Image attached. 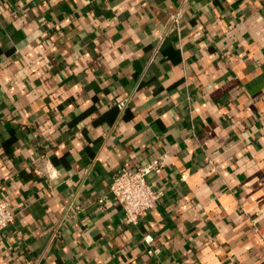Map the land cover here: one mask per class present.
Segmentation results:
<instances>
[{
    "label": "crops",
    "instance_id": "1",
    "mask_svg": "<svg viewBox=\"0 0 264 264\" xmlns=\"http://www.w3.org/2000/svg\"><path fill=\"white\" fill-rule=\"evenodd\" d=\"M0 184V264H264V0H0Z\"/></svg>",
    "mask_w": 264,
    "mask_h": 264
},
{
    "label": "built area",
    "instance_id": "2",
    "mask_svg": "<svg viewBox=\"0 0 264 264\" xmlns=\"http://www.w3.org/2000/svg\"><path fill=\"white\" fill-rule=\"evenodd\" d=\"M173 20L178 22V15L173 16ZM130 102L129 98L118 103V107L123 110ZM172 155L166 153L157 159L148 162L141 167H121L112 177L111 192L115 202L120 206L124 214L125 223L136 225L149 211L154 209L164 192L156 188L153 182H150L148 176L151 173H160L166 166L173 164ZM44 161L47 162L45 168H41L35 161L38 173L47 176L50 180L56 177L46 155H43ZM2 185L0 184V232L6 229L15 220L13 210L9 202L2 194ZM103 202V200H100ZM264 216V209L261 210L260 217ZM264 239V231L260 228L255 229Z\"/></svg>",
    "mask_w": 264,
    "mask_h": 264
}]
</instances>
